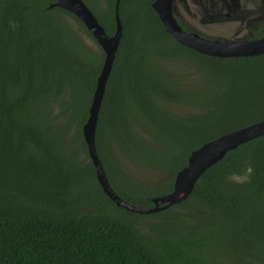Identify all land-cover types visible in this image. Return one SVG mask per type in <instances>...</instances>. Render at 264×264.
<instances>
[{
    "label": "trees",
    "instance_id": "1",
    "mask_svg": "<svg viewBox=\"0 0 264 264\" xmlns=\"http://www.w3.org/2000/svg\"><path fill=\"white\" fill-rule=\"evenodd\" d=\"M55 1L0 0V264H264V134L159 211L103 192L82 126L104 53ZM116 1L95 149L115 193L150 208L192 150L264 119V52L199 53L165 31L154 0H84L108 34Z\"/></svg>",
    "mask_w": 264,
    "mask_h": 264
},
{
    "label": "water",
    "instance_id": "2",
    "mask_svg": "<svg viewBox=\"0 0 264 264\" xmlns=\"http://www.w3.org/2000/svg\"><path fill=\"white\" fill-rule=\"evenodd\" d=\"M174 2L175 0H154L152 7L157 13L165 31L180 44L192 48L199 53L218 57L251 56L264 52V36L259 39L247 41L233 39L221 40L218 38L202 37L196 32L183 29L174 16ZM52 6L66 9L81 20L104 53L103 64L96 79L95 90L89 107V115L82 126V135L95 168L97 181L103 192L117 206L144 214L153 213L171 204L178 203L191 192L199 176L209 166L220 160L228 150L234 149L239 144L264 134L263 119L207 141L197 149L191 151L187 158L186 166L175 174L172 191L161 196L151 197V201L154 204L153 207L140 208L126 202L110 186L97 155L94 142L99 109L122 34V25L118 15V1H116L114 7L115 29L112 34H108L105 31L84 0H56L49 5V7Z\"/></svg>",
    "mask_w": 264,
    "mask_h": 264
},
{
    "label": "flooded vegetation",
    "instance_id": "3",
    "mask_svg": "<svg viewBox=\"0 0 264 264\" xmlns=\"http://www.w3.org/2000/svg\"><path fill=\"white\" fill-rule=\"evenodd\" d=\"M183 29L206 38L247 41L264 36V0H175Z\"/></svg>",
    "mask_w": 264,
    "mask_h": 264
},
{
    "label": "rangeland",
    "instance_id": "4",
    "mask_svg": "<svg viewBox=\"0 0 264 264\" xmlns=\"http://www.w3.org/2000/svg\"><path fill=\"white\" fill-rule=\"evenodd\" d=\"M182 110L190 111V109H188V108H184V109L182 108ZM138 174H139V172H138ZM138 177L143 179L144 178V174H139Z\"/></svg>",
    "mask_w": 264,
    "mask_h": 264
}]
</instances>
